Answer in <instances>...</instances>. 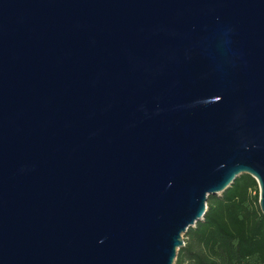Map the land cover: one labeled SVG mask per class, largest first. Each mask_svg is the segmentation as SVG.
<instances>
[{"label":"water","instance_id":"1","mask_svg":"<svg viewBox=\"0 0 264 264\" xmlns=\"http://www.w3.org/2000/svg\"><path fill=\"white\" fill-rule=\"evenodd\" d=\"M243 174L264 0H0V264H174Z\"/></svg>","mask_w":264,"mask_h":264},{"label":"trees","instance_id":"2","mask_svg":"<svg viewBox=\"0 0 264 264\" xmlns=\"http://www.w3.org/2000/svg\"><path fill=\"white\" fill-rule=\"evenodd\" d=\"M259 188L240 175L220 196H208L203 221L183 234L174 264H264Z\"/></svg>","mask_w":264,"mask_h":264},{"label":"rangeland","instance_id":"3","mask_svg":"<svg viewBox=\"0 0 264 264\" xmlns=\"http://www.w3.org/2000/svg\"><path fill=\"white\" fill-rule=\"evenodd\" d=\"M183 237V236H182ZM174 263H175V261H174Z\"/></svg>","mask_w":264,"mask_h":264}]
</instances>
